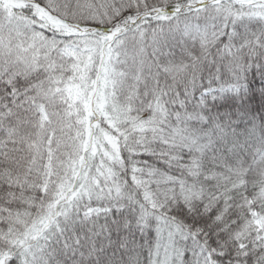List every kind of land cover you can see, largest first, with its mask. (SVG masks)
I'll list each match as a JSON object with an SVG mask.
<instances>
[{"label": "snow or ice", "instance_id": "obj_1", "mask_svg": "<svg viewBox=\"0 0 264 264\" xmlns=\"http://www.w3.org/2000/svg\"><path fill=\"white\" fill-rule=\"evenodd\" d=\"M0 264H264V0H0Z\"/></svg>", "mask_w": 264, "mask_h": 264}]
</instances>
